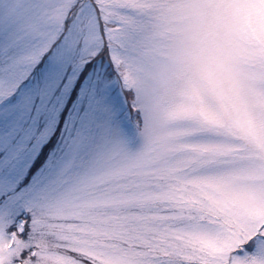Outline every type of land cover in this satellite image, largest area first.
I'll use <instances>...</instances> for the list:
<instances>
[{
  "label": "snow or ice",
  "instance_id": "1",
  "mask_svg": "<svg viewBox=\"0 0 264 264\" xmlns=\"http://www.w3.org/2000/svg\"><path fill=\"white\" fill-rule=\"evenodd\" d=\"M0 264H264V0H0Z\"/></svg>",
  "mask_w": 264,
  "mask_h": 264
}]
</instances>
